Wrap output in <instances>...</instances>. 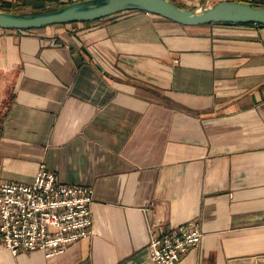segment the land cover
I'll return each instance as SVG.
<instances>
[{"label": "crops", "instance_id": "0c3cea01", "mask_svg": "<svg viewBox=\"0 0 264 264\" xmlns=\"http://www.w3.org/2000/svg\"><path fill=\"white\" fill-rule=\"evenodd\" d=\"M45 1L66 0L25 3ZM0 71V181L41 161L92 190L89 235L51 257L0 238V264H155L148 234L188 220L200 239L176 264H264V25L126 9L0 28Z\"/></svg>", "mask_w": 264, "mask_h": 264}, {"label": "built area", "instance_id": "2783aa9c", "mask_svg": "<svg viewBox=\"0 0 264 264\" xmlns=\"http://www.w3.org/2000/svg\"><path fill=\"white\" fill-rule=\"evenodd\" d=\"M91 186L59 180L38 162L29 182L0 181V238L11 254L40 250L45 257L61 253L91 232ZM201 235L188 220L161 233H149L146 246L155 264H176Z\"/></svg>", "mask_w": 264, "mask_h": 264}, {"label": "water", "instance_id": "95a60500", "mask_svg": "<svg viewBox=\"0 0 264 264\" xmlns=\"http://www.w3.org/2000/svg\"><path fill=\"white\" fill-rule=\"evenodd\" d=\"M139 9L181 25L252 22L264 25V3L217 0L202 8L182 7L171 0H74L32 12L0 10V28L31 29L50 24L93 20L111 13Z\"/></svg>", "mask_w": 264, "mask_h": 264}, {"label": "rangeland", "instance_id": "374dc122", "mask_svg": "<svg viewBox=\"0 0 264 264\" xmlns=\"http://www.w3.org/2000/svg\"><path fill=\"white\" fill-rule=\"evenodd\" d=\"M7 1L11 3V8L13 9V11L22 12V13L32 12L39 9H47L58 5V4L50 5L49 2L45 1L44 4H47L46 6L42 5L39 7H32V5L25 3V0H7ZM205 4H210V1H205L204 4L199 6V8H202L201 6H204ZM195 8H198V5ZM9 84H10V78L8 76V72L0 71V119L3 116L5 107L7 105V101L9 97Z\"/></svg>", "mask_w": 264, "mask_h": 264}, {"label": "trees", "instance_id": "16d2710c", "mask_svg": "<svg viewBox=\"0 0 264 264\" xmlns=\"http://www.w3.org/2000/svg\"><path fill=\"white\" fill-rule=\"evenodd\" d=\"M173 1V0H171ZM68 2H71L69 0H66L64 2H60V4H65V3H68ZM174 2V1H173ZM253 2V1H252ZM175 3V2H174ZM255 3H259V2H255ZM177 4V3H175ZM178 5V4H177ZM180 6V5H179ZM0 10H3V11H13V9L11 8V3L9 1H1L0 0ZM97 19V18H96ZM239 23H244V24H247V23H252V22H239ZM42 27V26H41Z\"/></svg>", "mask_w": 264, "mask_h": 264}]
</instances>
